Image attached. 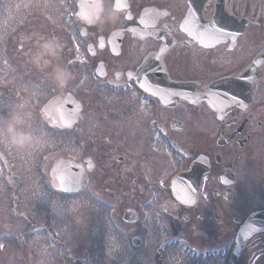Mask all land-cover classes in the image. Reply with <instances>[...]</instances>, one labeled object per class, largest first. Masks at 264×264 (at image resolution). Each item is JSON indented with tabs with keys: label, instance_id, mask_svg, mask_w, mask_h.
<instances>
[{
	"label": "flooded vegetation",
	"instance_id": "obj_1",
	"mask_svg": "<svg viewBox=\"0 0 264 264\" xmlns=\"http://www.w3.org/2000/svg\"><path fill=\"white\" fill-rule=\"evenodd\" d=\"M0 242L22 264H264V0H0Z\"/></svg>",
	"mask_w": 264,
	"mask_h": 264
},
{
	"label": "rangeland",
	"instance_id": "obj_2",
	"mask_svg": "<svg viewBox=\"0 0 264 264\" xmlns=\"http://www.w3.org/2000/svg\"><path fill=\"white\" fill-rule=\"evenodd\" d=\"M6 14H7V12H6ZM31 197H32V195L30 194V198ZM58 203L56 202V204H58ZM54 215H55L54 216L55 226H58V227L62 226V227L68 228L71 226L72 217H74L75 214L72 212L70 214L69 212H67L63 208H61V207L58 208L56 205ZM71 215H72V217H71ZM77 227H80V226L78 225ZM20 239H21L20 242L24 244L23 248H25L27 246L26 244L28 243V239L25 237L20 238ZM18 242H19V239H18ZM15 247H17V244ZM4 249H5V243L3 244L2 242H0V264H22L23 263V259L21 260V258H20V257H23V255H24V254H22V249H18L17 252L16 251H9V249H5V250ZM27 250H28V252H30V249H27ZM90 253L94 254L95 251L90 252Z\"/></svg>",
	"mask_w": 264,
	"mask_h": 264
},
{
	"label": "snow or ice",
	"instance_id": "obj_3",
	"mask_svg": "<svg viewBox=\"0 0 264 264\" xmlns=\"http://www.w3.org/2000/svg\"><path fill=\"white\" fill-rule=\"evenodd\" d=\"M212 29L213 30L210 32L207 28H205L203 30V33L207 34L209 36H215L217 34H219V35L224 34L223 30L217 28L215 25L212 26ZM157 59H159V57H157ZM141 71H143L145 73V75L143 77H141L140 75L137 74L136 80L138 83V87L140 89H142L145 93H147L151 96L161 95L162 90L160 89L159 85H155L151 81L150 77L147 74L148 70L147 69H141ZM128 75H129V80H131L133 74L129 73ZM173 95H178V94L173 93ZM217 96H218L220 103L223 105V107L221 108V111L226 110L228 107L231 106V103L236 102V98L234 96H232L231 99L229 100V94L228 93L217 94ZM220 118L223 119V117H220ZM64 190H66V189H64Z\"/></svg>",
	"mask_w": 264,
	"mask_h": 264
},
{
	"label": "clouds",
	"instance_id": "obj_4",
	"mask_svg": "<svg viewBox=\"0 0 264 264\" xmlns=\"http://www.w3.org/2000/svg\"><path fill=\"white\" fill-rule=\"evenodd\" d=\"M50 46V45H49ZM27 139V137H19V142L22 144Z\"/></svg>",
	"mask_w": 264,
	"mask_h": 264
},
{
	"label": "water",
	"instance_id": "obj_5",
	"mask_svg": "<svg viewBox=\"0 0 264 264\" xmlns=\"http://www.w3.org/2000/svg\"><path fill=\"white\" fill-rule=\"evenodd\" d=\"M56 189H64V187L63 186H56Z\"/></svg>",
	"mask_w": 264,
	"mask_h": 264
}]
</instances>
